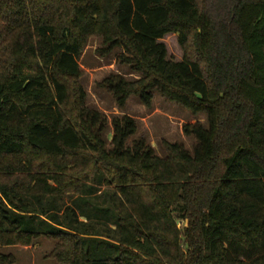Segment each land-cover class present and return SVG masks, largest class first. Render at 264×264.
<instances>
[{
    "label": "trees",
    "instance_id": "obj_1",
    "mask_svg": "<svg viewBox=\"0 0 264 264\" xmlns=\"http://www.w3.org/2000/svg\"><path fill=\"white\" fill-rule=\"evenodd\" d=\"M92 38L140 76L99 84L119 110L157 92L205 115L182 128L192 151L129 145L127 115L108 146L79 84ZM40 238L61 264H264V0H0V248Z\"/></svg>",
    "mask_w": 264,
    "mask_h": 264
},
{
    "label": "rangeland",
    "instance_id": "obj_2",
    "mask_svg": "<svg viewBox=\"0 0 264 264\" xmlns=\"http://www.w3.org/2000/svg\"><path fill=\"white\" fill-rule=\"evenodd\" d=\"M163 43L167 47L169 59L176 62L183 60L184 51L179 45L176 35L167 36ZM101 48H103L101 39H90L79 61L82 70L79 84L86 92L87 106L105 114L109 123L113 117L121 115L135 119L138 131L129 140V145L133 140L143 137L155 149L157 155L162 158L167 155L163 142L178 143L192 151L195 141L192 137L185 136L182 128L186 124L195 122L206 125L205 115H194L181 106L167 102L157 92L153 93V102L150 108L145 107L138 97L133 96L128 100L125 109L119 110L115 100L104 89L100 88L99 84L113 74L122 75L131 82L138 80L140 76L129 67L116 64L115 57L121 52L120 50H115L110 56L101 57L98 53ZM109 128V132L105 134L108 146L111 139V137L108 138V135L112 133L111 125ZM95 211L101 214L106 211L108 215H112V210H106L102 207L97 208L96 206ZM179 228L183 230L184 225L179 224ZM60 244L54 239L40 238L29 245L0 248V255H11L15 260L14 264H61L54 256L56 247ZM83 247L85 250L91 251L98 259L105 258V254L108 253L103 242L84 241Z\"/></svg>",
    "mask_w": 264,
    "mask_h": 264
},
{
    "label": "crops",
    "instance_id": "obj_3",
    "mask_svg": "<svg viewBox=\"0 0 264 264\" xmlns=\"http://www.w3.org/2000/svg\"><path fill=\"white\" fill-rule=\"evenodd\" d=\"M110 125H111V122L108 123V127H107V130H106L105 134H106L107 132H109V129H110L109 126H110ZM110 131H111V130H110ZM111 135H112V133L108 135V138H110Z\"/></svg>",
    "mask_w": 264,
    "mask_h": 264
}]
</instances>
